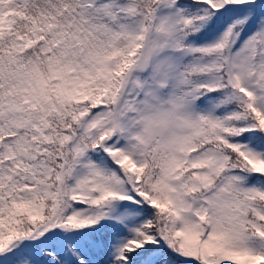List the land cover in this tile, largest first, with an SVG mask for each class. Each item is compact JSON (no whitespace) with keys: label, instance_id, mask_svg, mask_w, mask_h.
<instances>
[{"label":"snow or ice","instance_id":"obj_1","mask_svg":"<svg viewBox=\"0 0 264 264\" xmlns=\"http://www.w3.org/2000/svg\"><path fill=\"white\" fill-rule=\"evenodd\" d=\"M0 264H264V0H0Z\"/></svg>","mask_w":264,"mask_h":264}]
</instances>
